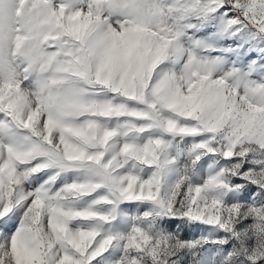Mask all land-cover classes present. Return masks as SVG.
<instances>
[{
	"label": "snow or ice",
	"instance_id": "snow-or-ice-1",
	"mask_svg": "<svg viewBox=\"0 0 264 264\" xmlns=\"http://www.w3.org/2000/svg\"><path fill=\"white\" fill-rule=\"evenodd\" d=\"M0 264H264V0H0Z\"/></svg>",
	"mask_w": 264,
	"mask_h": 264
},
{
	"label": "rangeland",
	"instance_id": "rangeland-1",
	"mask_svg": "<svg viewBox=\"0 0 264 264\" xmlns=\"http://www.w3.org/2000/svg\"><path fill=\"white\" fill-rule=\"evenodd\" d=\"M191 234H198V233H186V235H191Z\"/></svg>",
	"mask_w": 264,
	"mask_h": 264
}]
</instances>
